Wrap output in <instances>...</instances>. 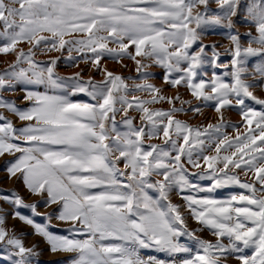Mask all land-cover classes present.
<instances>
[{"label":"snow or ice","instance_id":"obj_1","mask_svg":"<svg viewBox=\"0 0 264 264\" xmlns=\"http://www.w3.org/2000/svg\"><path fill=\"white\" fill-rule=\"evenodd\" d=\"M216 3L223 11L210 16V0H0V53L17 52L11 70L0 73V109L31 122L18 128L0 112V157L20 153L14 161L6 162L8 178L20 179L33 194L46 195V203L60 205L57 219L70 225L66 231L73 234L71 237L54 234L48 226L35 223L19 211L15 216L33 225L50 252L73 254L67 264H229L232 256L237 264H264V99L253 94V84L247 79H264V63L251 72L246 66L248 58L264 57V0H252L247 6L248 20L258 33L255 37L251 32L246 34L249 46L241 44L239 32L229 37L233 45L229 49L231 83L217 75L197 81L205 65L221 66L217 64L220 53L216 45L204 44L198 30L203 25L234 28L232 17L237 15L240 0ZM200 5L204 10L194 11ZM76 34L83 38L65 39ZM21 41L33 47L27 52L17 51ZM110 43L116 47H109ZM41 45L45 46L44 52L76 51L85 54V59L86 53H91L92 64L104 79L83 80L79 73L61 77L54 71L58 58L41 67V62L33 59V48ZM104 56L117 61L123 57L134 60L135 71L143 82L130 87L126 83L130 77L101 67ZM147 60L165 69V83L173 87L183 84L197 100L215 101L214 110L221 123L201 129L176 119L177 112L200 113L201 109L175 107L173 102L180 97H167L148 82L153 74L147 71L151 67ZM22 62L30 67L17 69ZM18 84L43 85L49 90L59 89L62 94L27 91L23 99L32 101V106L20 108L2 95L4 91H15ZM134 92L148 93L150 99L135 95L129 99ZM78 93L86 94L93 102H73L70 97ZM246 99L261 105V110L250 107ZM163 101L173 107H147ZM225 107L240 109L246 132L234 138L221 133L225 127L221 110ZM129 110L141 114L139 124ZM118 115H122L119 121ZM120 126L125 130L121 131ZM216 134L222 138H216ZM161 135L170 149L146 144V140ZM201 137L215 145L216 155L203 154L206 141ZM197 148L200 154L194 158L193 150ZM222 151L230 154L221 155ZM182 157L193 168L206 165L214 184L205 189L192 183L189 175L205 173H188ZM121 162L123 169L119 167ZM230 169L252 173L254 181H242L239 173ZM153 176L162 179L152 180ZM230 185L248 194L232 195L227 200L182 197L192 217L212 231L215 242L189 231L179 205L169 200L174 187L181 193L212 192ZM97 188L99 192L90 191ZM148 189H155L158 198L149 195ZM0 201L40 215L35 204H26L15 193L0 189ZM161 201L167 203L162 205ZM3 211L0 208V213ZM4 223L5 217L0 215V244L9 246L12 264H38V246L26 247L21 238L6 230ZM181 236L195 239L199 250L193 254L179 242ZM111 238L122 243H104ZM152 247L170 256L190 255L179 261L141 257V248ZM246 249H252L251 255Z\"/></svg>","mask_w":264,"mask_h":264},{"label":"rangeland","instance_id":"obj_2","mask_svg":"<svg viewBox=\"0 0 264 264\" xmlns=\"http://www.w3.org/2000/svg\"><path fill=\"white\" fill-rule=\"evenodd\" d=\"M252 3V0H240L239 6L237 8V15L232 17V21L234 23V28L229 29L223 26L216 25H203L201 29L198 31L202 32V42L206 45L215 44L216 50L220 53L219 60L217 61L220 67L214 65H205L201 70L200 74L197 77V81L199 79L210 80L214 75L220 76L224 82L231 83L233 78L228 73L232 70L231 67V59L232 56L229 52V49L233 47L232 41L229 39L230 35L235 34V32L240 33L241 44L245 47L249 46L250 38L246 35L251 32L252 36L255 37L258 35L256 32L255 25L250 23L247 17V6ZM210 11L209 15L221 14L222 9L216 3V0H210L209 5ZM204 6L200 5L194 11H203ZM195 27V24L191 25ZM41 35L48 36V33H42ZM74 38H83L80 34H76L73 36H66V40H71ZM3 44V41L0 40V45ZM252 47H258L256 44H251ZM30 47L33 45L28 44L26 41H21L17 45V51L23 49L25 52L28 51ZM109 47H116L115 44H109ZM196 47L195 45L193 46ZM45 46L41 45L39 49L33 48V51L36 52V55L33 57L34 60L41 62V67H45L47 62L51 59H57V63L55 65L54 71L61 77H70L74 76L76 73L80 74L81 79L88 80L94 79L99 82L104 79V76L100 71L97 70V67L92 64L91 53H86L88 57L85 59V54L77 53L76 51H72L69 53L66 50H62L60 52L57 51H49L44 52ZM130 52L134 53V48L129 49ZM206 52H211L209 49H205ZM74 57V59H68V57ZM17 60V52H8V53H0V73L5 70H11L10 66L15 64ZM149 63L151 67L147 69V71L151 72L153 75L148 81L149 83L155 84L156 87L161 89V94L167 97H180L179 100H174L175 107L179 108L183 106L185 109L199 107L201 109L200 113H196L194 111H183L175 113V118L185 121L193 128H207L209 124H219L221 123L219 119V114L215 112L216 103L215 101H203L197 100L192 96L191 91L184 86L183 84L180 86L173 87L164 82L163 76L165 74V69L160 66L155 65L151 60L145 61ZM260 63H264V57H250L246 62V66L249 72L253 71V69ZM223 65H227L228 67H223ZM29 64L27 62H22L17 65V69L19 68H29ZM101 67L106 68L109 71H112L118 75L123 77H130V79L126 80V83L132 87L134 84L142 83L143 81L138 78V74L136 73V64L134 60H131L127 57L121 58L119 61L112 59L108 56H104L101 59ZM30 74V73H29ZM249 83L253 84V87L250 89L258 99H264V79H261L259 76L255 78L249 76L247 77ZM27 91H39L41 93L48 92L49 94H62L61 90H49L45 88L43 85H23L18 84L16 86L15 91H4L2 95L9 99L15 101L17 106L20 108H30L32 106V101H27L23 99ZM132 95H135L141 99H150L148 93L145 92H134L131 93L129 99H131ZM73 102L77 103H92L91 98L88 97L84 93H78L74 96L70 97ZM184 101H190V104L183 103ZM246 104L250 107L255 108L256 110H261L262 106L256 104L251 99H246ZM147 107L152 109H163L168 110L173 107V104H169L166 101L160 102L158 104H150ZM224 114L223 123L225 127L222 128L221 133L227 135L230 138H234L238 133H244L247 131L245 126V122L240 115V109L238 107H225L221 110ZM0 112H3L16 127L24 126L29 121H21L10 112H7L4 109H0ZM129 115L136 117L135 123L139 124V116L140 113L129 110ZM122 119V115L117 116V121ZM120 130H125L123 126H120ZM147 131V129H146ZM216 138H222V135L216 134ZM173 139H177L175 134H173ZM201 139H205L206 145L203 149L204 155H216L213 150L215 145L207 140V137H201ZM165 138L161 135L158 138H152L150 140H146V144H159L165 147L166 149H170V144L164 143ZM60 146H53V148L58 149ZM200 154V149H194L193 155L196 158ZM230 154V152H221V155ZM20 153H16L15 156L5 154L0 157V189L6 192H12L20 197H22L26 204H35L36 211L40 213V215L34 214L30 209L24 208L21 206H14L11 203H4L0 201V208H3V215L5 217L4 227L6 230L12 234L14 233L17 237L21 238L24 245L26 247H32L33 245H37V251L41 253L38 258V264H67L70 256L73 254L70 253H52L49 251V246L46 243L45 239L40 235L35 233V229L33 225H28L21 219L15 216V212L19 211L22 215L32 218L35 223H39L41 225L48 226L49 231L57 235H65L71 237L73 234L66 231V229L70 226L68 223L57 219L59 212L61 211L59 204H48L46 195H36L31 193L27 187L23 184V182L18 178H8V173L6 172V162L14 161L16 156H19ZM172 155H176L173 151ZM182 162L185 163V167L188 170V173H205V175H189V179L192 183L202 187L209 188L214 184V180L210 179L207 175L208 169L205 166L202 168H193L190 164L187 163L184 157L181 158ZM201 165H204L203 160H200ZM121 169L124 168V164L121 162L119 164ZM230 171L238 172L242 181L253 182L254 177L252 173L245 174L240 172L238 169H230ZM162 179L161 176H153L152 180ZM258 186V185H257ZM259 187V186H258ZM91 192H99L100 189H91ZM149 195L154 198H158V193L155 189H148ZM248 194L247 190L240 188L237 185H230L226 187H221L215 189L212 192H196L194 190H185L183 193L179 192L177 187H174L169 192V200L174 205H179V210L181 214L185 217V223L189 231H194L196 236L200 239L209 240L212 242L216 241V237L212 234V231L203 225L199 224L192 215L190 214V210L186 207V201L182 198L186 195H192L197 198H203L205 196L212 197L219 200H227L232 195L238 194ZM259 194V193H258ZM14 199V197H13ZM167 202L161 201V204L164 205ZM48 217H51L49 220ZM76 238H81L80 236H76ZM188 241L189 245H186L188 248L192 249V253L194 254L199 250L198 244L195 239L189 236H181L179 238L180 241ZM224 242L227 243V239H224ZM106 244H119L121 241L111 238L104 241ZM181 243V242H180ZM191 244V245H190ZM15 250L12 249V252ZM248 255H251L252 249L245 250ZM144 252H149L152 256L156 257V255H161L163 257L161 260H166L168 254L165 252L159 251L157 248H141L139 250V254L141 257L147 259ZM155 252V253H154ZM156 254V255H155ZM187 254V253H186ZM188 255V254H187ZM12 259H16L15 256H12ZM0 264H12V261L9 259V246L6 244H0ZM35 264V262H34ZM229 264H237L234 256L229 258Z\"/></svg>","mask_w":264,"mask_h":264},{"label":"crops","instance_id":"obj_3","mask_svg":"<svg viewBox=\"0 0 264 264\" xmlns=\"http://www.w3.org/2000/svg\"><path fill=\"white\" fill-rule=\"evenodd\" d=\"M182 244H184L185 246L186 245H189L188 244V241H180ZM191 245V244H190ZM155 253V252H154ZM166 253V252H165ZM144 254L146 255V257L148 258V257H154V256H152L149 252H144ZM166 254H168V253H166ZM156 255V254H155ZM189 255L190 254H186V253H179V254H175L174 256H170L169 254H168V256H167V258H166V260L165 261H171V260H177V261H179V260H181V259H184V258H188L189 257ZM161 256V255H160ZM159 255H156V257L155 258H157V259H163V257H160ZM144 258V257H143ZM146 259V258H145Z\"/></svg>","mask_w":264,"mask_h":264}]
</instances>
